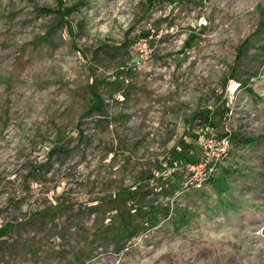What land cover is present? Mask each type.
I'll return each instance as SVG.
<instances>
[{"label":"rangeland","instance_id":"rangeland-1","mask_svg":"<svg viewBox=\"0 0 264 264\" xmlns=\"http://www.w3.org/2000/svg\"><path fill=\"white\" fill-rule=\"evenodd\" d=\"M0 264H264V0H0Z\"/></svg>","mask_w":264,"mask_h":264},{"label":"built area","instance_id":"built-area-1","mask_svg":"<svg viewBox=\"0 0 264 264\" xmlns=\"http://www.w3.org/2000/svg\"><path fill=\"white\" fill-rule=\"evenodd\" d=\"M206 145L208 148L213 147L215 151H224L227 146V141L224 139L221 141H217L213 136H211V138L206 141ZM207 166L208 165L206 161L193 164L189 168V170L191 171L189 182L195 184V186L200 188L202 185V181H204V179L201 177V172L202 170L205 171Z\"/></svg>","mask_w":264,"mask_h":264},{"label":"trees","instance_id":"trees-1","mask_svg":"<svg viewBox=\"0 0 264 264\" xmlns=\"http://www.w3.org/2000/svg\"><path fill=\"white\" fill-rule=\"evenodd\" d=\"M196 163H198V162H195V163H193V164H196Z\"/></svg>","mask_w":264,"mask_h":264}]
</instances>
